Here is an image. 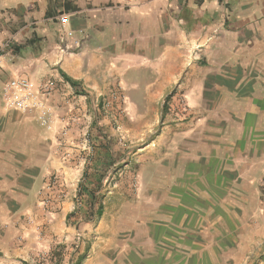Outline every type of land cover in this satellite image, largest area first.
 I'll return each instance as SVG.
<instances>
[{
    "label": "crops",
    "instance_id": "obj_1",
    "mask_svg": "<svg viewBox=\"0 0 264 264\" xmlns=\"http://www.w3.org/2000/svg\"><path fill=\"white\" fill-rule=\"evenodd\" d=\"M6 40L0 264H198L204 236L212 262L241 264L255 252L264 264V0H0ZM16 76L51 87L47 125L3 104ZM106 111L123 112L129 137L160 128L167 174L183 178L161 207L106 202L72 257V198L43 211L39 191L53 172L73 186L83 170L106 169L101 136H89L109 131Z\"/></svg>",
    "mask_w": 264,
    "mask_h": 264
},
{
    "label": "rangeland",
    "instance_id": "obj_2",
    "mask_svg": "<svg viewBox=\"0 0 264 264\" xmlns=\"http://www.w3.org/2000/svg\"><path fill=\"white\" fill-rule=\"evenodd\" d=\"M112 97L108 99H97L96 104L101 108L103 105L111 103ZM166 99L162 104L161 113L164 115V107ZM110 117L109 131L98 128L90 133V139H97L101 136V142L96 147L101 148L108 153L106 169L95 175L87 174L84 170L78 177L73 186H68L67 182L57 173L53 172L47 176L44 187L39 191L42 199L40 203L43 211H50L53 205H57L69 195L72 198V207L70 208L69 216L75 223H80V226H85L84 234H91L94 231L95 223L101 218L104 213L106 202L115 205V202L123 201L125 203H137V201H153L157 207L163 205L164 200L169 194H178V185L183 178L179 175L178 170L171 174L166 168L167 163L164 160V144L159 142L158 134L161 129H140L138 137H129L124 130L119 127L117 116H121L123 112L100 113ZM112 114V116H111ZM99 116V114L97 113ZM89 133V132H87ZM90 149L93 150L94 141H88ZM115 153L118 155L115 156ZM90 155V153H88ZM86 159V158H84ZM89 161L86 159L84 165ZM154 165L155 169H152ZM119 169L122 170V176L119 175ZM121 179V189H119L118 179ZM72 187V191L66 188ZM171 188V192H169ZM69 194V195H68ZM204 244V255L196 257L194 260L198 264H217L211 260V240L206 236L202 239ZM88 240L85 238L84 246ZM256 248H260L263 244L258 240L252 242ZM253 251V250H252ZM253 253V252H252ZM75 255V254H74ZM77 256V255H75ZM260 254H247L244 263L241 264H258ZM193 260V261H194ZM247 261V263H246ZM192 264V262H191ZM194 264H197L194 262ZM221 264H226L221 262Z\"/></svg>",
    "mask_w": 264,
    "mask_h": 264
},
{
    "label": "built area",
    "instance_id": "obj_3",
    "mask_svg": "<svg viewBox=\"0 0 264 264\" xmlns=\"http://www.w3.org/2000/svg\"><path fill=\"white\" fill-rule=\"evenodd\" d=\"M72 38L73 32L67 31L63 34ZM64 37L62 38V41ZM11 42L6 40L0 44V63L9 55ZM51 96V87L48 85L35 89L31 81L24 76L9 78L2 89V101L7 108L17 109L24 113L34 112L36 118L47 125L50 110L48 109V99ZM260 213L264 217V174L258 182ZM84 241V231L80 223H76L74 235L70 245L72 257L78 255ZM75 254V255H74Z\"/></svg>",
    "mask_w": 264,
    "mask_h": 264
},
{
    "label": "trees",
    "instance_id": "obj_4",
    "mask_svg": "<svg viewBox=\"0 0 264 264\" xmlns=\"http://www.w3.org/2000/svg\"><path fill=\"white\" fill-rule=\"evenodd\" d=\"M65 79L69 82V83H73V81L71 80V79H69L68 77H65ZM76 264H78V263H76Z\"/></svg>",
    "mask_w": 264,
    "mask_h": 264
}]
</instances>
